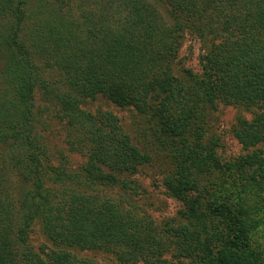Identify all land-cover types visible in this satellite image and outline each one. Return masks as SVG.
<instances>
[{"label":"trees","instance_id":"1","mask_svg":"<svg viewBox=\"0 0 264 264\" xmlns=\"http://www.w3.org/2000/svg\"><path fill=\"white\" fill-rule=\"evenodd\" d=\"M187 31L207 50L186 82L174 66ZM0 64V264H99L62 246L168 264V243L189 264H264V110L241 122L237 138L254 149L234 168L205 143L203 118L219 102H264V0H0ZM37 90L66 122L68 145L87 150L80 172L45 165ZM98 97L159 126L182 223L159 229L128 207L124 193L138 186L119 176L152 158L111 112L83 109ZM217 174L228 184L213 197ZM96 187L118 189L121 201ZM37 219L57 249H32Z\"/></svg>","mask_w":264,"mask_h":264},{"label":"rangeland","instance_id":"2","mask_svg":"<svg viewBox=\"0 0 264 264\" xmlns=\"http://www.w3.org/2000/svg\"><path fill=\"white\" fill-rule=\"evenodd\" d=\"M33 3L35 4V2ZM37 6L39 5H32L29 8V13L30 10L35 11ZM27 27L29 29V25ZM206 50L203 42L195 37L192 31H187L174 66L176 75L186 82L191 81L192 77H199L202 73L201 56L205 54ZM51 76L56 77V74L51 73ZM35 96L37 126L47 156L45 165L49 169L53 167L68 172H80L88 161L87 150H80L68 145L67 133L69 129L64 119L59 117L57 107L43 99L41 90H37ZM83 109L90 113L111 112L117 117L124 131L130 135L132 142L143 152L151 155V162L141 167L138 173L119 176L120 181L127 180L133 186H138L139 194L124 193L125 198L123 199L128 207L134 208L141 215L150 217L159 229H164L168 224L178 225L182 223L184 221L182 214L185 212V203L171 195L167 189L166 180L176 176L175 164L172 153L159 142L160 136L163 135L159 126H156L147 116L139 114L134 108H119L103 97L87 100ZM263 110L264 102L253 107L219 102L214 110L211 108L204 112L205 143L207 141L213 142L216 158L220 160L222 165L230 164L234 168V163L254 149L252 147L245 149L239 142L237 133L242 129L241 122L244 120L253 121ZM256 148L262 149L264 152L262 146L259 145ZM234 176L236 175H233L232 179L239 184L240 180H236ZM215 178L216 184L210 188L213 197L214 195H222L221 183L228 184L224 179L219 178L218 174ZM96 188L99 192L93 193L107 195L115 201H121L118 189L106 187L101 190L98 189L101 187ZM208 197L211 196L208 195ZM32 228L30 245L34 251L43 254V252H49L51 249H57L44 234L41 219H37ZM61 248L72 252L78 258H91L99 264H121L116 255L111 252L82 250L66 246ZM164 257L168 264L170 261L177 260H182L181 264H189L187 259L178 256L175 247L170 243L167 245Z\"/></svg>","mask_w":264,"mask_h":264}]
</instances>
